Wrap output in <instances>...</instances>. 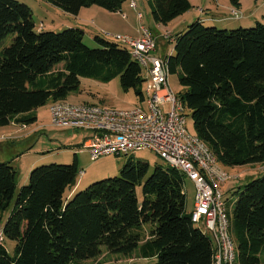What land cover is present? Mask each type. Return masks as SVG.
Segmentation results:
<instances>
[{
	"label": "trees",
	"instance_id": "1",
	"mask_svg": "<svg viewBox=\"0 0 264 264\" xmlns=\"http://www.w3.org/2000/svg\"><path fill=\"white\" fill-rule=\"evenodd\" d=\"M42 1L77 16L91 7L116 13L127 0ZM149 3L159 25L193 8L189 0ZM85 35L80 26L38 31L29 5L0 0V126L36 123L40 108L79 91L83 78H119L124 91L145 102L143 70L129 49L98 36L100 47L92 49ZM8 39L10 45L3 46ZM173 40L168 69L184 89L179 99L196 136L224 166L264 164V24L220 30L197 20ZM79 173L76 154L71 164L34 168L17 195V169L0 163V229L4 239L16 242L13 253L0 244V264H87L101 258L103 249L129 264H213V241L186 212L179 171H151L149 164L129 160L120 176L67 199ZM229 220L238 248L235 264H264V175L237 192Z\"/></svg>",
	"mask_w": 264,
	"mask_h": 264
},
{
	"label": "rangeland",
	"instance_id": "2",
	"mask_svg": "<svg viewBox=\"0 0 264 264\" xmlns=\"http://www.w3.org/2000/svg\"><path fill=\"white\" fill-rule=\"evenodd\" d=\"M17 1L25 3L33 9L37 30L39 29L41 22L46 24V26H52L47 27L49 28L48 31L53 30L55 32H62L69 29L70 26H77L74 25L75 21L73 16L66 14L59 8L43 2L42 0ZM191 3L193 8L188 12L189 16L186 24L183 25L184 27H179V29L172 34L173 24L158 26L152 18L149 0L139 1L144 16L143 24L146 29L153 32L156 37V56H163L164 59H166L174 53L175 40L171 41L166 39L165 36L169 34L174 39L179 31L183 30V32H186L188 27L200 18L198 14L201 13V10L204 11L205 18H210V20L206 21L205 26L216 27L220 30L252 28L255 27L258 22L264 24V0H242L244 7L242 10L240 9L241 11L234 7L232 0H192ZM95 9L105 12L99 7H95ZM232 9H236L242 13V17L234 18L231 14ZM90 15L92 14H90L88 9L83 10L82 18L86 21H83L84 25L81 28L87 32L84 37V43L92 49L99 48L100 45L95 40L94 36L101 37L110 42H116L112 36H116L117 34L109 33V36H105L102 33V29L99 31L93 29L89 21ZM212 17L217 20L211 19ZM10 43L11 39H8L3 46H9ZM146 75L147 71L143 68L144 78H146ZM169 85L178 97L184 90L180 86L177 75L169 76ZM147 87L148 81L144 83V93H146ZM65 101L71 104L91 103L118 110L142 108L146 111L147 109L146 102H141L133 90L128 92L123 90L119 78L108 83H103L95 79L83 78L81 79V87L79 91L70 94ZM52 102L53 100H50L47 105L36 112L38 119L37 122L28 125L27 129H20L19 126L22 125L17 126L18 124L10 127L0 126V163L11 162V164L18 170L17 195L21 188L28 184L29 180L24 183V177L27 170H30V166L36 160L43 158L37 161L33 169L50 164H71L74 161V154L76 151H79L78 157L80 170L85 171V174H79L77 179V192L86 189L95 182L120 176L122 168L129 160L147 163L149 164L151 171L156 167H169L160 156L149 149L137 151L129 155L103 156L96 161H92L90 153L84 148L85 143L89 141L90 133L85 130L51 125L49 108ZM170 108L171 105L167 103L163 106V111L167 113L170 111ZM185 115L188 131L191 134L196 135L190 113L186 111ZM9 131L19 132L14 134L12 138L2 137L3 134H6ZM219 167L222 171L232 177V180L223 188L229 208L235 202L237 192L242 190L248 183L261 178L264 175V164L242 167H229L219 164ZM31 171H28L29 173H27L28 179ZM74 186H76V184ZM137 191L142 198V188L139 187ZM184 191L186 193V211L190 214L194 208L196 187L188 177L184 178ZM7 216L8 214H6V217ZM200 227L206 230L204 224ZM146 229H148L149 232L150 227L147 226ZM208 234L212 237L211 232ZM4 245L10 253H13L16 242L5 238ZM235 246L236 254L238 256V248L236 244ZM103 250L105 253L101 258L96 261L87 262V264H129V260L125 256L108 253L106 249ZM155 262L156 260L153 259L145 264H154Z\"/></svg>",
	"mask_w": 264,
	"mask_h": 264
},
{
	"label": "built area",
	"instance_id": "3",
	"mask_svg": "<svg viewBox=\"0 0 264 264\" xmlns=\"http://www.w3.org/2000/svg\"><path fill=\"white\" fill-rule=\"evenodd\" d=\"M137 9V0H130ZM234 18L242 17L232 9ZM142 19V15L139 14ZM109 36L108 33H103ZM129 49L132 58L146 69V111L142 108L114 109L91 103L71 104L53 101L49 108L51 125L85 130L90 133L84 148L92 161L103 156H122L141 150H152L169 167L188 177L196 187L192 223L210 237L214 244L213 264H235V241L230 233L229 207L224 186L232 177L219 167L216 156L209 147L187 129L186 109L169 85L168 59L154 55L156 40L143 28L142 35L133 38L126 35L112 36ZM166 39L173 40L171 35ZM169 103L170 111L163 106ZM85 174V171H80ZM204 224L206 230L200 226ZM4 241L0 229V244Z\"/></svg>",
	"mask_w": 264,
	"mask_h": 264
},
{
	"label": "crops",
	"instance_id": "4",
	"mask_svg": "<svg viewBox=\"0 0 264 264\" xmlns=\"http://www.w3.org/2000/svg\"><path fill=\"white\" fill-rule=\"evenodd\" d=\"M139 1L140 0H137V9L136 10L131 7V1L130 0H127L125 2V4L123 5L121 11L116 12V13H110V12H107L105 10L104 11L106 13L105 12H101L98 9H95V7L84 8V9H88L89 12H90V14H92V15L89 16L90 17V20L89 21H90L93 29H95L96 31H99L100 29H102V33L108 32V34L109 33H114V34H119V35L130 36V37H133V38H138V37H140L142 35L143 28H146L144 26V24H143L144 16H143L141 7L139 5ZM189 1L191 2L192 0H189ZM232 2H233L234 7L237 8L239 11H241L243 9L244 5L242 3V0H232ZM231 8H229V9H231ZM84 9H82L77 16H73V15H70L69 14L70 16H73L74 17V21H75V24L74 25L83 27V25H84V22L83 21H86L85 19L82 18V14H83V10ZM200 12L201 13L198 14L199 17H200V18H198V20H201L204 23H206L207 20H210V18H208V17L205 18V16H204L205 14H204V11L203 10H201ZM139 14L142 15V19L139 18ZM188 14L189 13H186L185 15L179 17L178 19H176V20H174L173 22L170 23V24H173L172 34H174L176 32V30L179 29V27H184L183 25L186 24V21H187L188 16H189ZM213 17H215V16H213ZM213 17L211 19H216V18H213ZM180 18H184V19H180ZM158 26H159V24H158ZM47 27H52V26H46V24H44L43 22H41L38 31H48L49 28H47ZM72 27H75V26H70V28H72ZM51 31H53V30H51ZM182 32H183V30L179 31L176 34V36L178 34H181ZM151 33H152L153 37L156 39L155 34L153 32H151ZM156 52H157V50L154 53L155 56H156ZM156 57H158V56H156ZM158 58L164 59L163 56H159ZM16 124L17 123H12L8 127L14 126ZM19 125H22V126H19ZM17 126H19L20 129H27L28 128L27 125H23V124H18ZM17 132H19V131H13V132L9 131L6 134H3L2 137H6V138L7 137L8 138L11 137L12 138V136L14 134H16ZM78 152L79 151H76L75 154L77 155L78 162H79ZM40 159H43V158H39L38 160H36L30 166V170H27V172L25 174V177H24V183L27 180H29L28 179V175H27V173H29L28 171H31L33 169V167L36 165L37 161H39ZM14 161H16V160H14ZM79 168H80V163H79ZM80 171H82V170H80ZM77 185H78V183H76V186H73L72 188L69 189V191L67 193V199L71 198L77 192L76 191L77 190L76 189L77 188ZM140 262H149V261H147V260H141Z\"/></svg>",
	"mask_w": 264,
	"mask_h": 264
}]
</instances>
